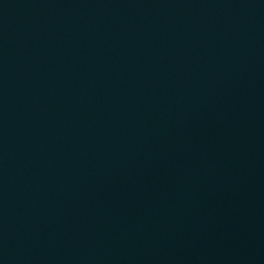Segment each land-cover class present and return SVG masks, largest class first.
Here are the masks:
<instances>
[{"label": "water", "instance_id": "obj_1", "mask_svg": "<svg viewBox=\"0 0 264 264\" xmlns=\"http://www.w3.org/2000/svg\"><path fill=\"white\" fill-rule=\"evenodd\" d=\"M0 264H264V0H0Z\"/></svg>", "mask_w": 264, "mask_h": 264}]
</instances>
